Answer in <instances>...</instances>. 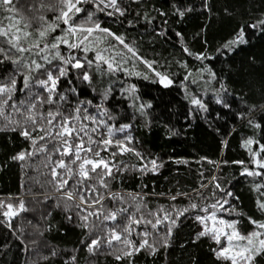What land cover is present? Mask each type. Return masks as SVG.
Segmentation results:
<instances>
[{
	"label": "trees",
	"instance_id": "trees-1",
	"mask_svg": "<svg viewBox=\"0 0 264 264\" xmlns=\"http://www.w3.org/2000/svg\"><path fill=\"white\" fill-rule=\"evenodd\" d=\"M13 3L18 9L16 18L31 19L33 29L42 23L35 18L41 12L49 21L56 15L47 8H40L39 0H13ZM121 3L125 9L123 17H109L96 11L91 4L83 7L95 12L93 19L98 20L101 27L122 36L140 59L133 57L118 42L108 39L105 45L115 47L105 56L113 55L121 62L122 70L102 73L93 64L88 68L92 77L89 84L77 78L81 70L69 67L68 78L61 80L58 90L68 98L67 103L60 105L65 115L70 114L79 101H91L86 105L88 114L111 126L115 139L131 136L130 147L144 158L142 161L132 152L115 157L101 153L123 171L114 168V178L108 180L109 189L97 185L98 195L104 196L103 204L107 209L126 208L128 212L114 222L104 221L103 217L100 220L89 217L94 224L89 235L87 229L79 226L78 210L66 208L65 202L58 199L61 193L51 185L40 186L49 178L42 175L49 171L42 164L45 154L35 155L27 161L13 160L12 157L21 151L30 150V142L19 132H0V201L15 205L22 200L29 209L12 219L11 228L0 216V221H4L0 223V264H129V259L131 264H221L213 252L217 248L215 242L209 236L198 238L204 226L194 217L205 215L201 208L208 206L211 212L212 204L227 199L224 209L230 211L217 210V216L228 222L239 221L237 229L245 236L257 230L249 223V217L264 223V212L257 206L258 200L264 201V187L257 190L258 186L264 185V175L242 174L245 169L264 173V169H256L250 155L264 145V31L250 27L264 20V0H121ZM179 12L184 13L183 17ZM8 15L0 10V19ZM84 17L82 12L76 19L82 23ZM241 28L246 43L231 45L229 42L236 39ZM57 34L63 35L59 29L52 35ZM69 39L76 42L75 37ZM3 40L0 37V46L7 49L9 45L2 43ZM22 44L29 46L28 41L22 40ZM60 51L63 56H68L70 51L77 58L85 56L82 51L69 50L64 45ZM9 55L25 59L20 65L4 60L0 64V80L16 74L17 70L26 71L21 67L25 60L44 63L32 53H18L13 49ZM198 56L206 58L197 59ZM87 57L94 59L95 52L89 51ZM142 61L152 63L153 69L166 74L173 81L172 85L164 87ZM59 63V59L52 60L53 65ZM33 76L38 77L39 73L35 72ZM17 79L19 87L21 77L17 76ZM68 79L72 80V85L68 84ZM73 85L78 93L66 91ZM133 88L135 91L131 92ZM193 97L201 99L206 110L194 106L191 103ZM24 98L25 93L20 92L14 97L15 100ZM217 99L224 103H217ZM225 103L229 107H224ZM53 107L44 105L40 110ZM83 123L95 127L89 121ZM124 125L129 127L119 132ZM100 131L107 133L104 127ZM249 139L254 143L246 146ZM48 148L52 149L51 143ZM260 157L264 158V152ZM52 159L59 157L53 155ZM150 160H156L162 167L155 173L139 171ZM227 192L232 196H226ZM112 193L122 199H110ZM177 193L185 195L177 196ZM46 196L50 198L45 201ZM173 196L177 198L171 199ZM192 203L197 204V209H190L180 217L179 226L173 229L170 246L160 247L155 255L141 250L131 258L118 261L108 254L112 249L104 241V246L95 255L88 253L82 243L90 242L94 237H105L114 225L126 222L124 217L128 213H134L137 218L143 215L154 219L148 214L158 213L163 208L174 215L175 210L190 208ZM137 206L139 211H136ZM96 208L100 209L101 205ZM69 216L73 217L71 221ZM207 223L212 226L211 221ZM133 227L139 232L144 225ZM119 231L117 229L118 234ZM148 231L152 232L150 226ZM136 232L130 239L139 244L142 238H138ZM160 232H166L163 225ZM155 236L156 233H152L148 237L149 243ZM113 245L123 247L115 240ZM53 251L55 255H52ZM256 264H264V256L256 257Z\"/></svg>",
	"mask_w": 264,
	"mask_h": 264
},
{
	"label": "snow or ice",
	"instance_id": "snow-or-ice-1",
	"mask_svg": "<svg viewBox=\"0 0 264 264\" xmlns=\"http://www.w3.org/2000/svg\"><path fill=\"white\" fill-rule=\"evenodd\" d=\"M134 2H139V0H134ZM39 4L40 8H47L55 12L56 15L49 21L41 12L35 18L42 23L38 28L33 29L31 19H25L23 16L20 19L16 18L15 14L18 9L13 0H0V10L10 14L0 19V37L4 38L2 43L9 45L7 49L0 46V57H2L0 64L4 60H11L12 63L20 65L21 60L25 58L23 56L19 58L10 56L9 52L13 49L18 53H32L44 61V63H40L35 59L25 60L21 67L26 69V71L17 70L16 74L0 80V132H19L20 136L30 142V150L21 151L12 157L13 160L27 161L35 155L45 154L42 164L49 171L42 173V175H46L49 178L44 183H41L40 186L43 188L45 184H48L56 192L61 193L58 199L65 202L66 208L75 207L78 210L76 216L81 221L79 226L87 229L89 235H91L94 224L90 222L89 217H96L97 220L103 217L104 221L114 222L118 216H124L128 212L126 208L107 209L103 204L104 196L98 195L97 185L105 190L109 189L108 180L109 178H114V168L116 171H123V169L116 166L113 160L106 159L101 153H109L111 157H115L132 152L142 161L144 158L133 147H130L132 143L131 136L115 139V133L111 126L88 114L86 105L91 104V101H79L70 114L65 115L61 111L60 105L62 102L67 103L68 98L64 92L58 89L61 80L68 78L69 67L81 70L77 73V78L89 84L92 83V77L88 68H91L93 64L102 73L121 71V62L116 61L113 55L106 57L104 54L109 52L110 49H114L115 46L108 44L102 49L98 47L99 44L104 43L108 39L118 42L129 53H132L133 57L140 58L137 57L135 50L125 42L122 36L116 35L108 28L101 27V23L93 19L95 12L86 10L83 7L85 4H91L96 11L102 12L109 17L117 15L123 17L125 9L122 7L121 0H54V2L49 0L47 3L45 0H39ZM37 12H39V8H37ZM82 12L85 13V17L81 23L76 17ZM161 14L163 15V13ZM179 15L183 17L184 13L179 12ZM3 19H7L9 23L4 25ZM21 22H23L22 27ZM129 25H132L131 21H129ZM250 27H259L264 31V20L259 21L258 24L250 25ZM29 29H32V31H29ZM58 29L63 35H52L57 33ZM177 35L179 36L180 34L177 33ZM70 37H75L76 42L70 41ZM22 40L28 41L29 46H23ZM229 43L231 45L246 43L244 40V29L241 28L236 39ZM61 45H64L69 50L82 51L85 56L77 58L71 51L68 56H63L60 51ZM184 50L188 51L187 48ZM89 51H95L94 59L87 57ZM205 58L204 56L197 57V59L201 60ZM53 59H59L60 63L53 65ZM142 62L149 69H152L164 87L172 85L173 81L166 74L153 69L152 63L148 61ZM45 65H51V67H45ZM35 72L39 73L38 77L33 76ZM135 74L141 75L140 73ZM17 76L21 77L19 87ZM67 82L72 85L71 79H68ZM35 88L42 89V91L34 92L33 89ZM66 91L78 93L74 85ZM134 91V88L131 89V92ZM18 92L25 93V98L15 100L14 97ZM191 103L198 108L206 110L201 99L193 97ZM217 103L224 102L222 99H217ZM44 105H52L54 107L49 108L47 111H41L40 109ZM224 107H229V105L225 103ZM17 116L22 119H16L15 117ZM83 121H89L95 127H89V124L83 123ZM249 123H252V121H249ZM254 126L259 128L260 124H255ZM101 127L107 129L106 135L100 131ZM128 127V125L121 126L118 131L123 132ZM93 134L96 135L94 136ZM96 136L100 138L97 139ZM40 141H44V143L40 144ZM49 143L52 144V149L48 148ZM253 143L254 141L251 139L245 142L246 146H251ZM255 143L259 144V141ZM262 152H264V145H260L258 151L250 152L256 169H264V158L260 157ZM53 155H57L59 159L53 160ZM159 167H162V164H158L156 160H150L144 163L139 171H152L155 173ZM242 174L249 176L264 175L260 171L248 169H245ZM69 181H72V183L70 184ZM88 181H95V183H87ZM37 183H40V181L37 180ZM216 187L219 188V184ZM259 187H264V185L258 186L257 190H259ZM179 195L185 194L177 193V196ZM225 195L231 197L232 193L227 192ZM177 196H173L171 199L175 200ZM49 198L46 196L45 201ZM109 198L113 200L122 199L115 193H112ZM68 201L73 203L69 205ZM227 203V199H224L223 203L217 201L210 206L211 212H209L208 206L200 209L205 215H196L194 217L195 220L204 226L203 230L198 233V238L209 236L215 242L217 248L213 249V252L221 264H256V257L264 256V238H262L264 237V231H260L264 230V223L249 217V223L253 224L257 230L252 231L247 236L243 235L237 229L239 221L228 222L218 218L217 210L230 211L229 209H224V204ZM96 205H101V208H96ZM257 206L264 212V201L258 200ZM197 207V204L192 203L190 208L175 210L174 215L172 212L161 208L158 213L148 214V216H153L154 219H149L143 215L137 218L134 213H128L124 217L126 222L123 225H114L105 237H94L90 242L82 241V243H84L88 253L95 255L104 246L102 243L104 241L106 246L112 249L108 254L113 255L118 261L131 258L141 250H146L149 255H155L160 247L167 248L170 246L173 229L179 226L180 217L184 216L190 209L196 210ZM139 210L140 208L137 206L136 211ZM27 211L29 209L22 200L15 205L0 201V216L5 218L7 226L10 228L12 227V219L20 215L21 212ZM159 213H163V215ZM68 219L71 221L73 217L69 216ZM208 221H211V227L207 223ZM3 222L0 221V223ZM141 224L144 225L143 230L136 232V228L133 225L139 227ZM162 225L166 228V232H160ZM149 226L152 232L148 231ZM117 229L120 230L119 234ZM226 229L230 231H226ZM133 232H136L138 238H142L139 244L130 239ZM152 233H156V236L149 243L148 237ZM113 240L120 242L123 247L115 248ZM55 254V251H53L52 255ZM44 259H47V257H44ZM72 259L75 260V257ZM129 264H131L130 259Z\"/></svg>",
	"mask_w": 264,
	"mask_h": 264
},
{
	"label": "rangeland",
	"instance_id": "rangeland-1",
	"mask_svg": "<svg viewBox=\"0 0 264 264\" xmlns=\"http://www.w3.org/2000/svg\"><path fill=\"white\" fill-rule=\"evenodd\" d=\"M3 17H1V18H3ZM2 22H3L4 25H7L9 23V21L7 19H3ZM98 47L101 48V49L106 47L105 42L99 44ZM92 52H95V51H92ZM106 53H108V52H106ZM106 53H104V54H106ZM226 231H230V230L226 229Z\"/></svg>",
	"mask_w": 264,
	"mask_h": 264
}]
</instances>
